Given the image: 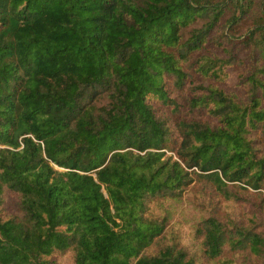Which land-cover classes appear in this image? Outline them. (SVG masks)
Instances as JSON below:
<instances>
[{
  "label": "trees",
  "instance_id": "obj_1",
  "mask_svg": "<svg viewBox=\"0 0 264 264\" xmlns=\"http://www.w3.org/2000/svg\"><path fill=\"white\" fill-rule=\"evenodd\" d=\"M237 60L242 96L223 84ZM258 125L264 0H0V264H264V218L213 199L252 189L264 209ZM185 189L209 196L200 252L163 204Z\"/></svg>",
  "mask_w": 264,
  "mask_h": 264
},
{
  "label": "rangeland",
  "instance_id": "obj_2",
  "mask_svg": "<svg viewBox=\"0 0 264 264\" xmlns=\"http://www.w3.org/2000/svg\"><path fill=\"white\" fill-rule=\"evenodd\" d=\"M205 18L198 17L193 22L189 23L188 25L181 28V37L182 40L185 39L189 35V31L192 27H199L204 22ZM252 24L251 19L241 20L238 23L237 32L240 34H243L249 29V26ZM224 33H228V27L225 26ZM243 50H240L238 52V57H244L247 55L248 49L243 47ZM215 52H217L219 55L222 54V51L219 49H215ZM243 67V64L241 61H235L233 66L227 68L228 75L225 79L224 86L229 87L233 90H235L240 96H242L243 91L239 87V85L235 84L236 82V74L241 71ZM101 101H104L102 99ZM250 135L254 137H258L261 139L262 136H264V133L262 132V127L260 125L252 127L250 131ZM166 154H173L172 151L166 150ZM231 188V189H230ZM229 191L234 190L233 186H230ZM242 188H237V195H230L229 197H220V196H214V201H217L216 208L217 213L219 215H225L228 217H231L233 219H239L242 221H250L251 217H256L258 214H260L264 218V209H261V207L258 208L257 202L253 203L252 199H259L260 194H252L254 191L250 189L251 192H246L245 190H241ZM263 193V192H262ZM203 196L197 192H193L192 194L188 193V189H185L183 191V194L181 198L178 200H172V199H165L163 201V204L172 211V216L170 218V224L171 226L176 229L179 233V241L183 245L189 246L193 251L200 252V244H198V241L193 236V229L192 228V221L195 218H199L203 215H206L208 213L207 210L195 208V206L192 204L195 199V201H200V199H208L209 196L207 193H203ZM193 198V199H192ZM188 199L190 201H188ZM242 202L243 205H241L239 202ZM257 201V200H256ZM169 203L172 205L170 206ZM7 205L11 206V200H7ZM154 206H156L157 210L160 211L158 208V204L154 203ZM245 207L249 211V213L253 212L255 216L251 214L244 213ZM261 211V212H260ZM186 246V247H187ZM245 251L243 250H236L234 252H228L226 254V259L224 262H221L222 257H214V258H207L206 256L200 257V254H197V261L196 264H244L246 261V255ZM71 260V254H68L66 257H63L60 261V264H69Z\"/></svg>",
  "mask_w": 264,
  "mask_h": 264
}]
</instances>
